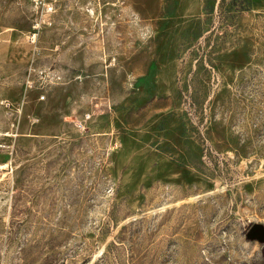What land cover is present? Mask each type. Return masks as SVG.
<instances>
[{
	"label": "rangeland",
	"instance_id": "obj_1",
	"mask_svg": "<svg viewBox=\"0 0 264 264\" xmlns=\"http://www.w3.org/2000/svg\"><path fill=\"white\" fill-rule=\"evenodd\" d=\"M254 223L264 0H0V264H264Z\"/></svg>",
	"mask_w": 264,
	"mask_h": 264
},
{
	"label": "built area",
	"instance_id": "obj_2",
	"mask_svg": "<svg viewBox=\"0 0 264 264\" xmlns=\"http://www.w3.org/2000/svg\"><path fill=\"white\" fill-rule=\"evenodd\" d=\"M31 3H33L36 8L40 11L41 17H44L46 15H49L53 13L56 10V6L59 2V0H29ZM40 23L36 22L34 24V28H39ZM35 34V33H34ZM35 36V35H33ZM44 97V95H42ZM6 106H10V102L4 101L3 102Z\"/></svg>",
	"mask_w": 264,
	"mask_h": 264
},
{
	"label": "water",
	"instance_id": "obj_3",
	"mask_svg": "<svg viewBox=\"0 0 264 264\" xmlns=\"http://www.w3.org/2000/svg\"><path fill=\"white\" fill-rule=\"evenodd\" d=\"M247 237L249 239H255L258 241H264V224L254 223L247 231Z\"/></svg>",
	"mask_w": 264,
	"mask_h": 264
}]
</instances>
